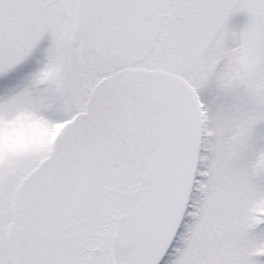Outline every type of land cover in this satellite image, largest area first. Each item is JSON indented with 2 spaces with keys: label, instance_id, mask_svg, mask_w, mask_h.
I'll list each match as a JSON object with an SVG mask.
<instances>
[{
  "label": "snow or ice",
  "instance_id": "snow-or-ice-1",
  "mask_svg": "<svg viewBox=\"0 0 264 264\" xmlns=\"http://www.w3.org/2000/svg\"><path fill=\"white\" fill-rule=\"evenodd\" d=\"M0 264H264V0H0Z\"/></svg>",
  "mask_w": 264,
  "mask_h": 264
},
{
  "label": "rangeland",
  "instance_id": "rangeland-1",
  "mask_svg": "<svg viewBox=\"0 0 264 264\" xmlns=\"http://www.w3.org/2000/svg\"><path fill=\"white\" fill-rule=\"evenodd\" d=\"M237 25L241 24L243 22V17H237L234 21Z\"/></svg>",
  "mask_w": 264,
  "mask_h": 264
}]
</instances>
